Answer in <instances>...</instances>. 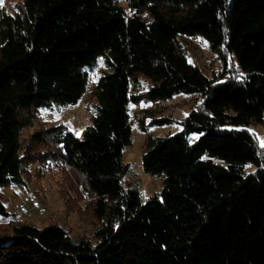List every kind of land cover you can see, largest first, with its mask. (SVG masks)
<instances>
[{
    "label": "trees",
    "instance_id": "trees-1",
    "mask_svg": "<svg viewBox=\"0 0 264 264\" xmlns=\"http://www.w3.org/2000/svg\"><path fill=\"white\" fill-rule=\"evenodd\" d=\"M1 1L0 189L23 183L35 156H56L87 184L102 223L94 239L13 224L0 233V264H264V150L247 129L264 124V0H124L129 10L123 0H24L14 12ZM198 35L231 53L242 78L219 82L193 64L183 40ZM99 61L82 137L54 126L38 134L51 150L22 151L34 110L77 103ZM142 78L147 98L200 100L182 130L146 138L144 169L164 182L147 202L125 185L122 162Z\"/></svg>",
    "mask_w": 264,
    "mask_h": 264
},
{
    "label": "rangeland",
    "instance_id": "rangeland-1",
    "mask_svg": "<svg viewBox=\"0 0 264 264\" xmlns=\"http://www.w3.org/2000/svg\"><path fill=\"white\" fill-rule=\"evenodd\" d=\"M24 0H2L5 11L18 10ZM128 10L126 1H122ZM190 61L197 65L207 76L220 77L219 82L226 81L230 73L241 79L243 71L237 59L230 53L221 55L212 49L211 44L203 36L183 40ZM103 62L99 61L91 71L88 80V92L75 104L39 107L33 112V121L21 133L22 151L45 154L53 144L42 146L38 138L41 130L63 126L82 137L84 128L96 114L94 99L89 95L93 91L96 80L104 71ZM142 101L130 104L132 143L123 151V161L129 172L124 181L128 187L136 185L141 199L147 202L152 196L161 199L163 177L154 176L145 171L142 155L148 135H174L183 129L182 120L187 117L198 104L197 94L179 93L168 99H150L145 96L149 82L140 79ZM28 116V115H26ZM163 121V122H159ZM159 122V123H158ZM144 128H147L144 130ZM247 129L256 136L257 144L264 150V124L250 125ZM35 136V137H34ZM201 135L194 134L193 140ZM31 154V156H32ZM24 173L23 183L2 186L1 201L9 216L0 214V233L12 230L13 224L26 222L38 228L48 225H60L70 230L73 236H86L94 239V229L102 222L95 218L92 193H88L87 184L72 169L62 167L58 157L52 156L41 160L37 157ZM34 158V157H33ZM41 158V159H40ZM247 169L255 170L256 165H248ZM87 192V193H86Z\"/></svg>",
    "mask_w": 264,
    "mask_h": 264
}]
</instances>
